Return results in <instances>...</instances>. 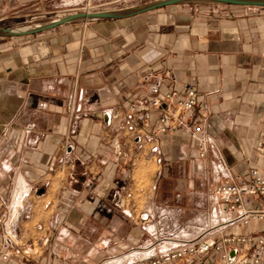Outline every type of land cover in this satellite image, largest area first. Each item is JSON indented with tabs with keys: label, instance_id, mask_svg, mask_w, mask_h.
I'll use <instances>...</instances> for the list:
<instances>
[{
	"label": "crops",
	"instance_id": "crops-1",
	"mask_svg": "<svg viewBox=\"0 0 264 264\" xmlns=\"http://www.w3.org/2000/svg\"><path fill=\"white\" fill-rule=\"evenodd\" d=\"M150 1L0 0V26ZM166 68L200 95L202 135L219 154L208 145L200 157L185 131L131 141L129 104L150 96L141 77ZM158 126L155 114L151 130ZM116 138L127 156L114 152ZM154 146L158 174L138 187L136 165ZM224 165L233 176L264 171V7L178 4L0 37V196L36 193L31 213H49L10 235V264L136 260L157 239L160 214L187 226L216 213L210 191L226 178ZM229 218L225 232L264 236V222Z\"/></svg>",
	"mask_w": 264,
	"mask_h": 264
},
{
	"label": "built area",
	"instance_id": "built-area-1",
	"mask_svg": "<svg viewBox=\"0 0 264 264\" xmlns=\"http://www.w3.org/2000/svg\"><path fill=\"white\" fill-rule=\"evenodd\" d=\"M141 81L149 86L150 96L131 101L126 120L133 139L149 136L158 140L159 134L185 131L199 140V156L206 155L210 145L219 154L213 137L202 135L206 117L198 112L200 95L188 82H178L170 68L148 70ZM157 114L159 126L151 130V120ZM140 117L138 118V116ZM107 122L109 120L108 117ZM114 152L127 156L123 143L116 138ZM153 152L156 151L155 146ZM226 178L213 185L211 197L217 211L212 216H199L187 226H179L170 213L158 217V237L142 248L144 255L126 264H264V236L227 233L221 228L224 215L228 223L249 226L264 222V171L254 167L244 175L233 176L224 165ZM26 195L16 190L7 202L0 196V264H10L12 237L9 234L13 214H17ZM144 219L148 215L143 214ZM207 234L208 236L204 237ZM218 235L216 238L215 236ZM117 258L101 264H117Z\"/></svg>",
	"mask_w": 264,
	"mask_h": 264
},
{
	"label": "water",
	"instance_id": "water-1",
	"mask_svg": "<svg viewBox=\"0 0 264 264\" xmlns=\"http://www.w3.org/2000/svg\"><path fill=\"white\" fill-rule=\"evenodd\" d=\"M187 3H208L235 6H259L264 7V0H154L139 5L125 8L104 9L97 11H78L58 17L49 21L29 24L24 26H0V37H17L34 35L45 30L55 28L59 25L75 22L90 21L99 19H124L136 16L138 14L152 11L158 8L187 4ZM107 120V118H106ZM44 188L38 190L39 194L44 192Z\"/></svg>",
	"mask_w": 264,
	"mask_h": 264
},
{
	"label": "rangeland",
	"instance_id": "rangeland-1",
	"mask_svg": "<svg viewBox=\"0 0 264 264\" xmlns=\"http://www.w3.org/2000/svg\"><path fill=\"white\" fill-rule=\"evenodd\" d=\"M50 19L44 17L35 20L34 22H26L22 23L18 26H24L29 24L41 23L45 21H49ZM131 141L134 142V139L131 138ZM146 143V141H145ZM150 153L141 160L135 171V179L137 181L138 187H143L152 182V178H154L158 174V167L156 159L152 156L154 155L153 150L149 151ZM58 184L56 183L53 187L54 191L57 189ZM40 188H44L46 190V185H41ZM44 190V194H45ZM42 193V194H43ZM36 194V193H35ZM33 193L32 196H25L23 201H21V206L17 214H13L10 227L9 234L15 238V235H20L26 229L31 227L33 224L37 223V221L42 220L44 217H47L49 213L44 212V209H40L38 213H31L32 201L37 199ZM15 197V189L12 190L10 196L4 198L7 202H11V200ZM45 199V200H43ZM41 201L47 204L50 201L49 196H42ZM33 219V220H32Z\"/></svg>",
	"mask_w": 264,
	"mask_h": 264
}]
</instances>
